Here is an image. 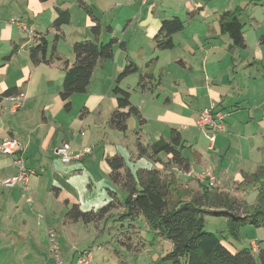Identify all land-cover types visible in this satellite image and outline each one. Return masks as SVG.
Returning a JSON list of instances; mask_svg holds the SVG:
<instances>
[{"label": "crops", "instance_id": "crops-1", "mask_svg": "<svg viewBox=\"0 0 264 264\" xmlns=\"http://www.w3.org/2000/svg\"><path fill=\"white\" fill-rule=\"evenodd\" d=\"M2 1L0 0V5ZM82 1L90 5L93 15L101 25V32L97 36L98 42L106 43L104 33L106 27L102 25L103 21L95 12L96 2ZM179 1L180 5L171 4L169 7L163 5L162 11L157 9L160 8L157 6L158 3L150 0H135V4L140 3L142 9H137L135 4L132 5L127 0L124 6L122 1L118 0L116 3L110 1L111 3L109 2L107 6L115 4L122 10L117 16L116 24L112 22L107 27L109 32L107 37L110 38L113 30L123 25L126 29L125 35L130 29L134 32L138 29L142 37L138 41L136 54L120 47L126 55L120 53L122 51L119 49L117 51L119 59L114 58V63H110L111 60L100 62L95 68L86 92L73 95L72 107L69 111L65 109V102L60 92L65 79L64 61L69 60L72 63L73 58L64 59L60 55L62 60L38 65H35L30 58L31 63L24 65L21 70L19 69L20 71H11L12 63L2 61L4 56L0 53V137L16 139L21 148L19 154L26 165L35 170V173L29 177L27 188H24L21 181L8 185L6 181L16 177L19 168L11 156L0 155V264H44V257H47L51 250L49 248L50 232L56 231L60 240L61 234L58 227L61 218L63 225L73 223L67 222L66 215L62 217L61 210L57 212L56 209L60 208L59 205H63L65 212L74 203L79 202L80 205L79 190L69 184V179L60 172L54 171L50 176L46 169L51 161L54 162L53 159L59 156L56 150L64 142H70L74 154H85L84 151L91 149L88 152L89 155L82 160H80L82 157L73 160L80 161L83 167L99 164L100 169L110 178L112 170L107 158L119 154L125 161L122 172H131L134 178L138 177V181L141 170L157 168L173 182L174 179L179 180L184 188H193L194 191L203 193L206 184L201 178L196 177L194 165L197 168L195 163L199 166L207 163L206 155L203 153L205 146L202 141L197 143L196 161L192 162L182 152V147L185 146L182 129L195 128L200 111L215 105L227 114V124H232L229 127L235 131L233 134L229 132L228 135H224L227 140H224V136L219 139L218 135L214 150L221 154L226 149H233L235 174L233 178L228 177L232 166H226L227 161L224 158H216L211 161L216 178L219 180L223 178L226 181L224 186H228L232 181L233 185L234 183L240 185L245 177L252 176L260 166L264 165V80L258 81L257 75L253 73L254 69L259 70L260 63H264V44L260 43L261 34L258 37L256 32L255 39L251 42L249 33L244 32L246 47L242 49L249 50L250 43L253 45V54L244 57L239 51L241 47H231L232 39L229 34H224L221 30L222 15L227 11L238 14L240 18L239 8H242L243 0H238L239 4L236 0ZM257 1L249 0L251 3ZM26 2L32 3L38 9V12L34 11L37 16L51 10L52 24L47 31L54 34L56 31L52 25L59 15L58 8L71 10L75 6L73 3L69 6L70 2L67 0H48L41 2V5L36 3V0H26ZM76 4L85 11L82 25L84 28L81 26L85 32H77L78 37L95 40L96 37L91 31L95 21L80 6L79 0ZM168 8L175 9L174 14H167ZM182 8H184L183 14ZM176 17L184 21L185 28L173 35L172 48L159 49L155 36L162 22ZM17 28L21 29L18 25ZM62 29L63 26L61 31ZM0 33H2L0 36L2 39L15 41L12 38L13 32L10 25L0 27ZM32 33L36 43L38 38L43 36V32L40 31H32ZM124 42L129 49L128 40ZM129 62L136 63L138 71L124 78L120 86L131 92V102L140 109L143 116L142 121L138 119L141 128L135 130L140 151L138 154V151L131 150L132 159L135 161L138 159L136 156L141 154L149 157L148 159L154 163L152 167L139 168L136 173L127 165L126 158L119 149L121 144L110 140L109 132L106 130H118L110 125L111 115L118 108L117 96L113 93V88L119 73ZM253 63H256V66ZM56 68L63 70V80L60 82L54 80L52 70ZM33 69L37 70L36 78L41 73L43 83L48 86L45 90L46 94L41 97L39 93L31 91L35 83ZM142 75L150 76L148 80H145L144 87L140 85ZM13 86L19 88V94L4 96L3 92ZM53 87H55V93L49 92V89ZM16 101L20 103V106L13 110ZM123 110L128 111V107ZM94 112L97 113L96 121L102 123L99 125L97 121L99 125H95L97 130H91L92 126L89 122ZM237 114L242 115L235 118ZM149 119H155L161 123L162 130H156L152 135L154 142L146 144L144 125ZM172 129H177L181 133V153L188 159L190 171L194 172L191 176L189 173L182 172L178 165L170 162V157L166 153H160L155 157L150 156L151 146L160 139L169 141ZM86 137H90L88 142ZM139 144L143 150L145 149L143 152ZM216 152L209 153L210 159L213 157L212 154L220 155H216ZM93 160L92 164L86 163ZM80 165L77 163L75 167H81ZM179 173L180 177L177 176ZM229 180L232 181L229 182ZM112 182L115 186L122 187L121 184L113 180ZM173 182L171 191H173ZM243 185L234 186L242 188ZM227 246L232 251L237 250Z\"/></svg>", "mask_w": 264, "mask_h": 264}, {"label": "rangeland", "instance_id": "rangeland-1", "mask_svg": "<svg viewBox=\"0 0 264 264\" xmlns=\"http://www.w3.org/2000/svg\"><path fill=\"white\" fill-rule=\"evenodd\" d=\"M39 5H41L40 0H36ZM78 0H67L70 4H74L73 8L69 9V21L63 25L62 37L57 42L56 47L58 54L63 56L64 59L73 58V44L76 41L84 40L85 37H78L77 32H85L83 29V17H85V11L80 8L76 2ZM96 3L95 12L100 16L102 25L106 28L105 30V42H108L111 38L115 37L118 39V43L115 45V59H119L117 56V51L120 49L124 53L125 51L120 48L119 43L121 41H127L130 44L129 49L126 48L127 52L136 54V48L138 47V41L141 39L138 29L134 32L133 29H130L128 34L125 35L124 31L126 30L123 25L120 28L113 30V35L108 38V29L107 27L117 22L118 14L122 8H118L115 4L112 6H107L110 1L116 3L118 0H94ZM122 1V6L125 5V0ZM132 5L135 4V0H127ZM151 2L158 3L160 11L167 5L169 7L171 4H179V0H150ZM90 0L87 1L89 3ZM163 2V3H162ZM26 0H3L0 5V27H5L10 25L13 32V37L15 41L9 39H2L0 37V53L3 54L4 58L2 61L11 62V71H20L24 65L31 63L29 50L32 46L36 45V41L33 38L32 31L43 32V35L46 36L49 42V54L52 52L53 45L55 44V34L48 33V28L51 26L50 13L51 10L45 11L40 16L34 14V11L38 12V9L34 7L32 3L27 4ZM111 3V2H110ZM236 3L239 4V1L236 0ZM43 4V3H42ZM137 9H142L140 3L135 4ZM242 8L240 12V19L244 23V32H248V36L251 42L255 39V33L257 36L264 33V0H258L256 3H251L249 0H243ZM71 8V7H70ZM181 7H179L180 9ZM68 9V8H66ZM175 9H166L167 14H174ZM184 8H182L181 13ZM72 14V19H71ZM183 14V13H182ZM110 17V18H108ZM185 18V17H184ZM11 19H17L19 23L25 25L26 28H17V25L11 24ZM119 20H123L120 19ZM125 24V23H124ZM112 25V27L114 26ZM83 28H82V27ZM32 29V30H31ZM2 33H0V36ZM37 35V34H36ZM126 43V42H125ZM118 45V46H117ZM117 46V47H116ZM127 47V43H126ZM129 50V51H128ZM240 53L245 57L250 55L253 52V45L250 43L249 50L239 49ZM253 54V53H252ZM14 55L13 57H11ZM121 55L122 54H118ZM114 58L110 63H114ZM254 58V57H253ZM62 66V64H60ZM256 66V63H253ZM252 66V65H251ZM49 67V66H48ZM46 67V69L48 68ZM20 69V70H19ZM44 69V68H42ZM258 71L252 69L254 74L257 75L258 81L264 80V63H260L258 66ZM36 71L33 69L35 83L31 87V91L39 93L41 95L46 94V89L48 86L43 83L41 79V73L36 78ZM53 71L54 80L59 82L63 80V70L56 68ZM256 71V72H255ZM258 72V73H257ZM263 72V73H262ZM262 73V75H260ZM42 90V91H36ZM49 92L55 93V87L50 88ZM39 98V97H38ZM242 114H237L234 117L239 118ZM158 116V115H155ZM227 117V114H226ZM232 117V116H231ZM97 113L94 112L89 120L91 124V130H97L96 126L102 125L98 120L97 124ZM137 116L133 115L129 120L128 131H119V130H108V138L112 141H115L119 144L121 153H123L126 158L127 165L136 173L137 170L141 167H152V163L147 157L140 154L136 156L138 159L135 161L132 159L133 152L138 151L139 147L137 144L136 138V129H140V121ZM227 119V118H226ZM225 119V132H219V139L228 133L235 132L228 125L227 120ZM156 130H162L161 123L157 122L155 119H149L144 125V131L146 133V144L153 143L152 135L155 134ZM183 130V138L185 140V146L182 147V152L184 155L188 156L192 162H195L197 149V143L202 141V144L205 146V151H203L205 159L207 161L203 166H199L197 163L194 172L196 177L201 178L202 182L205 183L204 190H209L211 194H216L217 197L223 199L224 195H228L232 200H234V206L232 211L229 206L219 205L216 202H205L202 198V192L194 191L193 188H184L183 185L179 183V180L174 179L173 182V191L171 195V204H176L179 200L181 201H193L195 198L199 201L202 207L209 212L205 215V228L215 232L224 243L230 246L232 249H243L246 247H252L253 241H256V248H264V225H256L250 222H244L243 224H236L233 219H231L226 213L232 212L237 215L243 216L245 212L253 211V209L259 208L263 205L264 201L261 202L259 199V190L264 188V178L255 180L252 176L245 177L244 184L242 188L235 187L240 186L234 183L233 179L231 184L224 186L226 182L223 178L218 179L213 173V166L211 161H214L216 158H224L227 162L226 166L229 165L231 169L228 172V177L233 178L235 174V161H233V149H226L225 152L219 153L210 149V141L207 137L205 131H203L197 123H195V128L191 130ZM91 132V131H90ZM144 133V136H145ZM87 135V134H86ZM128 135H130L128 137ZM217 135V136H218ZM154 138V137H153ZM224 140H227V137L224 136ZM88 142L90 137L85 138ZM217 143V139H216ZM128 144V146H127ZM81 152V151H79ZM83 156L80 160L85 158L86 155H89L88 152L84 151ZM208 152V153H207ZM216 152L215 156L212 154V159H210L209 153ZM208 154V156H207ZM88 157H86L87 159ZM229 159V162H228ZM54 162L51 161L50 165L46 168L49 175L52 176V172H60L61 175H64L69 179V184L76 187L79 190L80 195V206L85 211L96 210L98 211L101 207L106 205L110 200H112L111 192L112 190L116 193L117 197V208L111 210L106 214L102 219L86 223L82 220L74 223H67L63 225V219L60 220V234L61 238L59 240L58 234L56 231H51L50 233H55L57 245L59 247V252L56 253L52 251V241L50 239V252L47 257H44V264H59V259H61V264H76V258L78 253L83 251L90 252L92 260L90 264H172L166 256L172 250V243L166 237L155 234V232L150 228L145 216L140 214L135 219H130L127 216V212L121 205L124 204L128 192H126L122 187L115 186L110 177H108L99 167V164H94L92 167H83L80 165V161H71L69 163L64 162L59 156L55 157ZM151 162V163H150ZM78 163L81 167H75ZM87 164L94 163L93 161H86ZM47 165V164H46ZM220 165V164H219ZM218 165V166H219ZM193 172V173H194ZM189 173V175H193ZM214 178V180L211 179ZM204 175V176H203ZM180 177V173L177 175ZM181 177H186L181 175ZM205 177L208 179H205ZM210 177V178H209ZM227 177V178H228ZM225 178V179H227ZM178 179V178H177ZM135 180L138 182V177H135ZM221 182V186L219 184ZM203 191V190H202ZM213 199V198H212ZM211 201V200H210ZM215 201V200H213ZM259 201V203H258ZM79 203V202H78ZM60 208H57L56 211L61 210L63 215H66L68 208L63 211V205H59ZM216 212V213H214ZM218 212V213H217ZM124 231L125 236L122 234ZM130 231V232H129ZM49 238L50 235H49ZM130 238V239H129ZM126 243V244H124ZM129 245V248H128ZM59 255V256H57ZM46 256V255H45ZM258 264L260 263L259 254L255 253Z\"/></svg>", "mask_w": 264, "mask_h": 264}, {"label": "trees", "instance_id": "trees-1", "mask_svg": "<svg viewBox=\"0 0 264 264\" xmlns=\"http://www.w3.org/2000/svg\"><path fill=\"white\" fill-rule=\"evenodd\" d=\"M45 2L48 0H40ZM86 12L95 21L91 31L96 37L94 39H84L73 44L74 61L65 60L64 71L65 79L60 96L65 102V109L69 111L72 107V97L77 93H84L90 84L95 68L100 62L112 60L115 56V45L118 39L113 37L106 43L97 40L101 32V25L93 15L90 5L79 0ZM58 17L53 22L55 29V44L48 57L49 42L46 36H40L36 45L30 48V58L35 65L45 63L50 64L55 60H62L57 52L56 44L62 37L61 28L69 21V10L58 8ZM221 30L224 34H229L232 39L231 47H246L244 36V23L238 14L227 11L222 15ZM185 28L184 21L176 17L171 20H164L161 28L155 36V41L159 49H169L174 46L173 35ZM111 29V27H109ZM260 43L264 44V33L260 36ZM120 47L126 49V43L121 41ZM138 71V66L134 62H129L119 73L113 93L117 96L118 108L112 113L110 125L120 131L128 129V120L132 115H136L142 121L143 116L140 109L131 102V92L120 86L121 81L127 76ZM150 76L142 75L140 85L144 87L145 80ZM19 94L17 86L10 87L3 92L4 96H14ZM128 107V111L123 109ZM140 146V144H139ZM182 136L180 131L172 129L169 141L160 139L151 146V155L157 156L160 153L169 155V160L178 165L182 172H190V164L181 153ZM141 148V146H140ZM141 152L144 150L141 148ZM111 167V178L121 184L123 189L128 192L127 198L121 207L127 212L130 219H135L140 214L145 216L150 228L160 236L166 237L172 243V250L166 256L172 264H258L255 253L259 254L260 263L264 264V248L246 247L232 251L221 240V238L205 228V215L208 210L202 207L201 200L196 198L193 201H181L171 204V184L172 180L163 175L157 168L143 169L140 171L139 181L137 182L131 172H122L125 166L123 156L116 154L107 158ZM255 180L264 178V165L260 166L256 173L252 175ZM112 200L101 207L98 211L83 210L78 203L70 206L66 213L67 222H78L80 220L89 223L102 219L117 204L116 193L110 190ZM205 202H216L219 205L234 206V200L228 195L223 199L211 194L209 190L202 193ZM213 198V199H212ZM264 201V188L259 190V199ZM211 200V201H210ZM215 200V201H213ZM259 203V201H258ZM226 213L236 224L250 222L256 225H264V203L253 211L245 212L243 216L232 212ZM216 213V212H214ZM218 213V212H217ZM130 232V231H129ZM122 234L125 236L124 231ZM127 238V236H125ZM130 239V238H129ZM126 244V243H124ZM256 244V245H254ZM127 245V244H126ZM129 248V245H128Z\"/></svg>", "mask_w": 264, "mask_h": 264}, {"label": "built area", "instance_id": "built-area-1", "mask_svg": "<svg viewBox=\"0 0 264 264\" xmlns=\"http://www.w3.org/2000/svg\"><path fill=\"white\" fill-rule=\"evenodd\" d=\"M12 24H16L20 26V28H26L25 25H22L19 23L17 19H12ZM19 98V97H17ZM19 102H15L13 105L15 110L19 105ZM225 119H226V113L222 110L217 108L215 105H213L210 108H204L200 111L196 123L198 126L206 132L207 137L210 141L209 147L210 149L214 150L216 148V139L219 132H225ZM20 144L16 139L13 137H0V155H9L13 158L14 163L19 168V173L16 177L9 179L6 181L8 185H12L16 183L17 181H21L24 185V188L28 187L29 177L33 173H35V170L32 168H29L23 157L19 154L20 153ZM57 154L61 157V159L69 163L73 159H80L83 156V153L74 154L72 152V146L70 142H64L60 147L57 148ZM91 149L86 150V152H90ZM192 174V172H189ZM208 176H211L210 173ZM210 178V177H209ZM211 179L214 180V178ZM50 239L52 241L51 249L52 251L58 253L59 247L57 245L56 241V235L55 233H50ZM255 245V244H254ZM58 256V255H57ZM60 261L59 264H61V259L58 258ZM92 260V257L90 256V252L83 251L78 253V256L76 258V264H90Z\"/></svg>", "mask_w": 264, "mask_h": 264}]
</instances>
